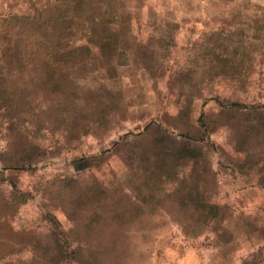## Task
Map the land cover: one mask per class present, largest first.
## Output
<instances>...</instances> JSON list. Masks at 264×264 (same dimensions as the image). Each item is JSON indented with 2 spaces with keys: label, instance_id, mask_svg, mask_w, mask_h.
<instances>
[{
  "label": "rangeland",
  "instance_id": "obj_1",
  "mask_svg": "<svg viewBox=\"0 0 264 264\" xmlns=\"http://www.w3.org/2000/svg\"><path fill=\"white\" fill-rule=\"evenodd\" d=\"M0 24L27 51L0 70V264H264V0Z\"/></svg>",
  "mask_w": 264,
  "mask_h": 264
},
{
  "label": "trees",
  "instance_id": "obj_2",
  "mask_svg": "<svg viewBox=\"0 0 264 264\" xmlns=\"http://www.w3.org/2000/svg\"><path fill=\"white\" fill-rule=\"evenodd\" d=\"M0 24V70L6 67L8 60L22 61L26 54V39L22 34L12 31V28Z\"/></svg>",
  "mask_w": 264,
  "mask_h": 264
}]
</instances>
